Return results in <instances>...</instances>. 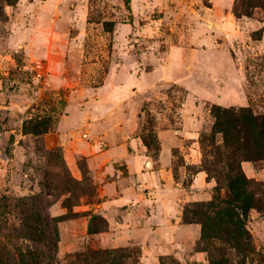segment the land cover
Returning a JSON list of instances; mask_svg holds the SVG:
<instances>
[{"label": "rangeland", "instance_id": "rangeland-1", "mask_svg": "<svg viewBox=\"0 0 264 264\" xmlns=\"http://www.w3.org/2000/svg\"><path fill=\"white\" fill-rule=\"evenodd\" d=\"M236 1L0 0L8 259L32 246L21 218L38 212L62 216L55 264L87 249H121L125 264H209L192 211L227 190L210 108L264 111V7L238 16ZM241 164L264 188V159ZM247 227L264 258V212L249 210Z\"/></svg>", "mask_w": 264, "mask_h": 264}, {"label": "trees", "instance_id": "trees-1", "mask_svg": "<svg viewBox=\"0 0 264 264\" xmlns=\"http://www.w3.org/2000/svg\"><path fill=\"white\" fill-rule=\"evenodd\" d=\"M256 5L264 7V1L237 0L235 14H249L251 6ZM210 112L213 116V163L223 166L227 190L222 196L215 187L213 198L192 211L193 218L201 224L198 248L207 252L209 264H245L247 260L254 259L257 264H264L263 252L256 249L253 234L247 227L249 210L264 212L263 182L247 176L241 164L245 160L264 159V111H257L250 105L213 104ZM217 134L221 140L215 144ZM60 218L62 216H52L49 222L38 212L23 214L22 234L32 242V246L19 249L8 259L0 241V264H55L56 222ZM94 218L98 216L91 215L90 232L96 230L91 225ZM101 220L105 223L104 218ZM44 242L52 246V253L40 249ZM128 255L121 249H87L75 254V260L77 264H125L124 259Z\"/></svg>", "mask_w": 264, "mask_h": 264}]
</instances>
